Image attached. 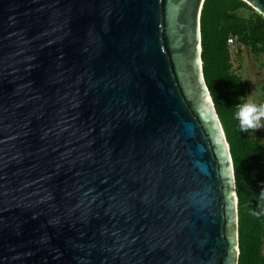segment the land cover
I'll return each instance as SVG.
<instances>
[{"label": "water", "instance_id": "1", "mask_svg": "<svg viewBox=\"0 0 264 264\" xmlns=\"http://www.w3.org/2000/svg\"><path fill=\"white\" fill-rule=\"evenodd\" d=\"M202 1L0 0V264H236Z\"/></svg>", "mask_w": 264, "mask_h": 264}, {"label": "trees", "instance_id": "2", "mask_svg": "<svg viewBox=\"0 0 264 264\" xmlns=\"http://www.w3.org/2000/svg\"><path fill=\"white\" fill-rule=\"evenodd\" d=\"M239 9H251L240 0H203L198 17L200 63L203 83L221 126L230 157L236 197V264H264V148L240 130L235 118L237 105L244 103V87L231 73L226 46L234 38L256 56L264 53V18L251 11L247 18L235 15Z\"/></svg>", "mask_w": 264, "mask_h": 264}, {"label": "rangeland", "instance_id": "3", "mask_svg": "<svg viewBox=\"0 0 264 264\" xmlns=\"http://www.w3.org/2000/svg\"><path fill=\"white\" fill-rule=\"evenodd\" d=\"M251 11L255 12L253 9ZM251 11L239 9L235 15L247 18ZM228 49L230 71L238 76L244 87L243 101L245 102L250 97L258 104L264 103V53L254 56L235 43ZM250 135L257 138L264 148V129L251 130Z\"/></svg>", "mask_w": 264, "mask_h": 264}, {"label": "clouds", "instance_id": "4", "mask_svg": "<svg viewBox=\"0 0 264 264\" xmlns=\"http://www.w3.org/2000/svg\"><path fill=\"white\" fill-rule=\"evenodd\" d=\"M235 118L243 132L264 129V103L258 104L249 97L244 103L237 105ZM259 199L264 201V190L261 191ZM250 214L255 217L264 215V205L261 206V211H252Z\"/></svg>", "mask_w": 264, "mask_h": 264}, {"label": "built area", "instance_id": "5", "mask_svg": "<svg viewBox=\"0 0 264 264\" xmlns=\"http://www.w3.org/2000/svg\"><path fill=\"white\" fill-rule=\"evenodd\" d=\"M234 44V38H232V37H228L227 39H226V46H227V50H228V52H229V47L230 46H232Z\"/></svg>", "mask_w": 264, "mask_h": 264}]
</instances>
